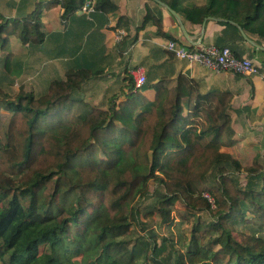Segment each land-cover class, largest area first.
<instances>
[{"label": "trees", "instance_id": "1", "mask_svg": "<svg viewBox=\"0 0 264 264\" xmlns=\"http://www.w3.org/2000/svg\"><path fill=\"white\" fill-rule=\"evenodd\" d=\"M83 1L38 0L23 16L0 13L2 67L12 72L10 36L43 43L41 8L58 6L67 18ZM161 1L191 25L218 17L264 39V0ZM116 9L113 0H94L96 12ZM150 19L163 33L146 6L143 23ZM96 74L68 67L39 94L0 86V264H78V256L85 264H170L161 257L168 247L171 264H264V169L256 160L245 167L240 187L232 176L243 168L220 150L235 139L231 96L202 92L179 74L171 86L150 84L148 100V86L134 88L125 77V89L97 105L82 93ZM194 157L205 162L201 170L188 166ZM149 181H157L152 191ZM175 211L193 224L168 246L148 222L166 226ZM240 222L251 231L237 239Z\"/></svg>", "mask_w": 264, "mask_h": 264}, {"label": "crops", "instance_id": "2", "mask_svg": "<svg viewBox=\"0 0 264 264\" xmlns=\"http://www.w3.org/2000/svg\"><path fill=\"white\" fill-rule=\"evenodd\" d=\"M36 1L0 0V13L6 17L23 16ZM113 1L117 9L107 14L94 11L86 15L78 9L69 17L62 18L58 6L41 8L39 12L46 34L43 43L37 47L51 42L56 48L51 51L61 52L70 48V68L86 67L97 71L83 87L82 93L87 100L96 104L98 99L95 97L99 93L103 99L99 104H105L111 94H119L121 89H125V77L133 83L131 70L140 67L146 79L144 86H148L142 94L148 100L154 98L150 84L163 80L171 86L181 74L197 83L202 92L215 90L231 96L228 110L233 127L236 123L239 130L245 126L264 128V53L255 51L256 48L245 42L237 28L208 20L200 35L201 25L186 23L181 13L173 9L181 17L193 41H198L196 45H226L236 56L251 59L259 68L258 74L244 76L226 70L216 72L175 58L165 48L168 41L174 40L186 46L191 44L183 37L175 18L165 7L153 0ZM201 2L195 0L196 4ZM146 6L155 18L160 19L163 33L157 32L153 20L143 23ZM248 37L264 46V39ZM11 41L20 43L10 36L8 46Z\"/></svg>", "mask_w": 264, "mask_h": 264}, {"label": "rangeland", "instance_id": "3", "mask_svg": "<svg viewBox=\"0 0 264 264\" xmlns=\"http://www.w3.org/2000/svg\"><path fill=\"white\" fill-rule=\"evenodd\" d=\"M13 40V39H12ZM55 45L49 42L44 46H24L19 42H13L8 46V57H12L9 62V68L12 69V72H7L0 63V86L3 90L2 92H9L11 94L18 92L21 85H24L25 89H32L36 94H39L45 90L47 83L52 78L62 77L64 71L70 65V48L65 49L64 51H51ZM54 48V49H53ZM1 52V51H0ZM4 57V53H0V58ZM16 63L17 66L12 65ZM16 68L14 70V67ZM97 93L95 99L96 104L99 105V102L102 101ZM4 115V113H3ZM234 141L220 146L221 151L228 152L233 158H235L243 171L236 173L232 176L238 186L243 187L247 182L248 175L245 174L244 168L249 166H254L255 160L261 165V168L264 169V128L257 129L253 127L243 128L239 130L238 124L234 123ZM258 127V126H257ZM200 155V154H199ZM198 156V155H197ZM195 158V157H194ZM192 158L188 161V166L195 170H201L205 164H202V160L199 158ZM258 179H254V182H257ZM157 182V181H156ZM155 181H149V190L152 191L156 186ZM203 195L208 197L210 201L212 199L207 194V189L203 190ZM175 207H183L180 203L176 202ZM202 215V214H201ZM205 213L202 217H205ZM171 223L158 227L156 222L149 221L148 227H154V231L159 234V236H166L167 245H170V240L173 243L176 242L180 237L188 236L190 229L193 224V219L191 221L182 220L175 213L172 212ZM234 235L237 239L240 238L239 234H247L251 231L243 223H238L234 226ZM237 232V233H236ZM143 232H138V235H142ZM160 239H158V242ZM185 242L187 239L184 240ZM74 249L73 247H71ZM218 246H215L217 249ZM171 247H168L162 254L161 257L168 259V262L172 263L173 250ZM82 257H74L77 259L76 263L85 264V260L81 259ZM153 264V263H151ZM210 264H213L212 262Z\"/></svg>", "mask_w": 264, "mask_h": 264}, {"label": "built area", "instance_id": "4", "mask_svg": "<svg viewBox=\"0 0 264 264\" xmlns=\"http://www.w3.org/2000/svg\"><path fill=\"white\" fill-rule=\"evenodd\" d=\"M80 10L89 15L94 12V0H84ZM165 48L172 55L187 63H196L213 71H231L244 76L258 74V66L247 57H238L230 47L223 45H191L186 46L170 40ZM134 88L143 86L146 82L144 73L140 67L131 70Z\"/></svg>", "mask_w": 264, "mask_h": 264}, {"label": "water", "instance_id": "5", "mask_svg": "<svg viewBox=\"0 0 264 264\" xmlns=\"http://www.w3.org/2000/svg\"><path fill=\"white\" fill-rule=\"evenodd\" d=\"M154 2H156L157 4H160L161 6L165 7L170 13L171 15L175 18L177 24H178V27L183 35V37L191 44V45H196L198 43V41H193L192 39V36H190L187 31L185 30V27L183 25V22L181 20V17L178 15V13H176L173 9H171L167 4H165L164 2H162L161 0H153ZM208 20H212V21H224V22H228L229 24H232L234 25L241 37L243 38V40L245 42H247L248 44H250L251 46H253L254 48H256L257 50H260L264 53V46L258 44L256 41H254L253 39L249 38L246 33L234 22L232 21H227L225 19H221V18H218V17H205L201 23V30H200V35H202L203 33V26L205 24L206 21Z\"/></svg>", "mask_w": 264, "mask_h": 264}]
</instances>
